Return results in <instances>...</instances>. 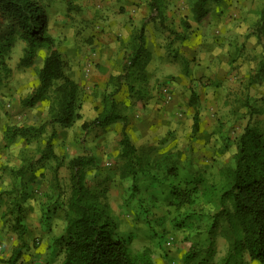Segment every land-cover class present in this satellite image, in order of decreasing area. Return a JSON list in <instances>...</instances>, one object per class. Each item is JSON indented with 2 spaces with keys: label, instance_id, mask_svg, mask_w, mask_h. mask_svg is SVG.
<instances>
[{
  "label": "rangeland",
  "instance_id": "1",
  "mask_svg": "<svg viewBox=\"0 0 264 264\" xmlns=\"http://www.w3.org/2000/svg\"><path fill=\"white\" fill-rule=\"evenodd\" d=\"M39 1L47 12L49 35L64 59L65 70L81 87L80 118L67 128L58 124L43 127L49 96L33 107L21 105V99L39 82L37 72L47 48L37 51L31 66L20 67L25 42L15 39L7 54L11 74L0 87V191L12 182L3 166L19 164L24 147L38 159L50 136L59 156H96V163L86 169L88 184L107 175L114 181L123 123L90 130L83 129L82 124L101 110L102 92L113 89L109 77L124 74L123 58L143 23L145 50L140 64L148 83L143 97H129L136 100L126 121L132 141L153 145L158 152H175L181 160L192 159L211 172L232 162L231 145L225 147L231 144L227 139L239 135L251 115L241 101L246 95L257 96L252 104L264 109V81L247 85L264 59V41L255 31L264 0L211 3L208 15L200 22L191 19L193 0H167L164 23L155 16L151 0ZM186 15L191 25L188 31L181 23ZM128 94L123 76L115 98L121 101ZM194 97L196 103L192 105ZM196 110L199 131L193 133ZM250 122L264 130V111L253 113ZM51 164L54 161H37L28 170L18 195L21 212L15 208L16 202H10L8 208L0 198V264H6L3 261L19 247L18 264H56L63 259L61 243L56 240L62 232L63 215L51 219L41 215ZM58 172L63 184L68 183L66 166ZM109 186L108 201L118 221V236L131 238L134 251L149 248L155 264H182V255L191 243L184 232L171 230L164 238L154 240L122 202L121 187L116 182ZM227 246L219 236L216 260L226 253Z\"/></svg>",
  "mask_w": 264,
  "mask_h": 264
},
{
  "label": "trees",
  "instance_id": "2",
  "mask_svg": "<svg viewBox=\"0 0 264 264\" xmlns=\"http://www.w3.org/2000/svg\"><path fill=\"white\" fill-rule=\"evenodd\" d=\"M220 1L193 0L191 19L200 22L208 15L210 4ZM150 6L164 23L167 0H151ZM189 20L188 15L181 20L185 31L191 26ZM48 30V15L39 0H0V87L11 74L7 54L15 39L25 42L20 67L31 66L37 51L47 48L37 72L39 82L20 103L33 107L44 96H49L47 118L42 126L58 124L67 128L80 118L82 91L67 74L64 59L54 47ZM255 31L264 41V6ZM144 45L143 23L132 36L131 48L123 58L124 74L109 77L113 89L102 92L101 110L82 124L83 129L90 130L114 122L123 123L114 181L107 175L88 184L86 169L96 163V156L78 154L69 159L59 156L50 136L38 159L24 147L19 164L3 166L12 182L0 191V198L8 208L10 202H16L15 208L21 212V204L17 201L28 170L37 161H54L49 167L51 174L41 215L45 219L59 213L63 215L62 232L56 240L61 243L64 256L56 264H155L149 248L134 251L131 238L118 236V221L108 201L112 182L121 187V200L133 211L135 222H142L154 240L164 238L171 230L184 232L185 239L191 243L182 255V264H264V130L250 122L253 113L264 111L251 102L257 96L246 95L241 101L250 111L249 121L239 135L233 139L228 137L231 144L225 147L231 145L232 162L220 166L216 172L199 166L192 159L183 161L175 152H158L150 144L136 145L126 131V121L136 104V100L129 97L141 98L147 90V75L142 69L143 63L140 64ZM123 76L129 94L118 101L115 95ZM263 81L264 59L249 76L247 85ZM191 103H196L195 97ZM199 118L196 110L193 133L199 131ZM62 166L68 171L66 184L58 172ZM219 236L228 246L226 253L216 260ZM20 257L19 247L3 262L18 264Z\"/></svg>",
  "mask_w": 264,
  "mask_h": 264
},
{
  "label": "crops",
  "instance_id": "3",
  "mask_svg": "<svg viewBox=\"0 0 264 264\" xmlns=\"http://www.w3.org/2000/svg\"><path fill=\"white\" fill-rule=\"evenodd\" d=\"M63 256H64V254H63ZM252 264H257L256 262H253Z\"/></svg>",
  "mask_w": 264,
  "mask_h": 264
}]
</instances>
